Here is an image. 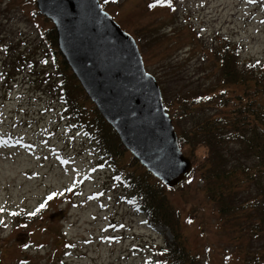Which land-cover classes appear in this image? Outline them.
<instances>
[{"label": "rangeland", "instance_id": "374dc122", "mask_svg": "<svg viewBox=\"0 0 264 264\" xmlns=\"http://www.w3.org/2000/svg\"><path fill=\"white\" fill-rule=\"evenodd\" d=\"M99 1L137 42L145 70L171 104L168 113L201 98L180 118L182 127L229 111L218 104L222 89L234 95L221 82L220 40L239 46L240 64L264 61V0ZM50 27L34 0H0V264H145L172 236L131 204L129 186L115 178L132 155L107 157L94 105L53 57L44 35ZM220 147L226 169L235 168L234 213L217 212L197 171L167 191L168 199L199 264H253L264 244V226L253 231V203L262 202L256 175L245 177L240 166L252 169L255 161L235 140Z\"/></svg>", "mask_w": 264, "mask_h": 264}, {"label": "trees", "instance_id": "16d2710c", "mask_svg": "<svg viewBox=\"0 0 264 264\" xmlns=\"http://www.w3.org/2000/svg\"><path fill=\"white\" fill-rule=\"evenodd\" d=\"M37 13V12H36ZM44 35L54 47V59L60 56L63 73L66 72L71 81V87L84 91L77 84V79L71 73L63 56L56 46L54 27L47 28ZM239 46L235 43L220 40V45L215 51L218 54L219 69L222 73L223 84L231 87L234 95L229 97L225 89L221 90V109L226 108L227 113L214 110L213 113L195 119L187 127L179 123L183 115L201 103V98L191 100L196 106L187 104V100L180 102L179 114H170V105L162 99V105L176 132L178 146L191 160L192 172L197 171L208 199L218 206L217 212L227 217L233 214L230 206L233 183L230 178L234 176L235 168L227 170L221 145L227 140H235L245 153H249L255 161L252 169L240 166L245 177L253 178L256 175L257 198L261 200L260 207L254 206L257 214L255 224L252 226L255 233L261 234L264 226V61L261 59L245 60L242 64L238 60ZM70 72V74L68 73ZM65 82V81H64ZM76 82V84H75ZM84 98H87L84 92ZM75 103V110L77 109ZM95 130L102 136L104 151L111 161H121L127 152L118 140L114 130L102 119L95 107ZM201 149L203 153L197 154ZM117 164V163H115ZM117 176L130 188L129 201L132 205L148 217L156 225L166 226L172 240L164 236L163 244L155 246L154 253L147 256L145 264H199L198 254L192 253L185 247V239L181 233L180 214L170 203L167 191L171 190L163 182L148 172L133 156L128 159V164H123L117 171ZM264 232V228H263ZM153 245L150 248L153 251ZM253 264H264V244L258 255L255 254ZM241 264H248L244 259Z\"/></svg>", "mask_w": 264, "mask_h": 264}, {"label": "water", "instance_id": "95a60500", "mask_svg": "<svg viewBox=\"0 0 264 264\" xmlns=\"http://www.w3.org/2000/svg\"><path fill=\"white\" fill-rule=\"evenodd\" d=\"M34 1L54 25L57 49L80 88L122 146L168 188L183 183L191 160L178 146L159 85L145 70L134 38L99 0Z\"/></svg>", "mask_w": 264, "mask_h": 264}, {"label": "snow or ice", "instance_id": "6c2138e0", "mask_svg": "<svg viewBox=\"0 0 264 264\" xmlns=\"http://www.w3.org/2000/svg\"><path fill=\"white\" fill-rule=\"evenodd\" d=\"M163 2V0H157V3H162ZM151 6H154V5H150V7ZM53 195H55V194H53ZM48 199H52V197L50 196ZM44 207V204H41L40 206H39V208L36 210V211H39L40 209H42ZM36 213L35 212H33V213H31L30 215H35Z\"/></svg>", "mask_w": 264, "mask_h": 264}]
</instances>
